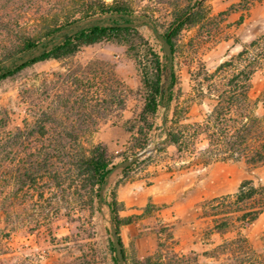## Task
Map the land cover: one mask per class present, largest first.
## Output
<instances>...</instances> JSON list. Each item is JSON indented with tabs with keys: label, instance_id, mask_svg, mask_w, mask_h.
Masks as SVG:
<instances>
[{
	"label": "rangeland",
	"instance_id": "374dc122",
	"mask_svg": "<svg viewBox=\"0 0 264 264\" xmlns=\"http://www.w3.org/2000/svg\"><path fill=\"white\" fill-rule=\"evenodd\" d=\"M129 1L138 12H153L159 34L163 33L170 20L168 5L162 0ZM204 1L209 17L183 33L175 63L174 100L152 118V130L138 119L143 90L134 54H144L137 39L133 52L122 41H102L83 48L71 59L38 63L0 83V128L14 131L33 120L38 106L50 102H41L46 83L66 85L69 74L83 71L91 61H100L125 85L126 106L124 110L113 107L88 139L103 144L114 164L151 150L128 171H113L102 204L96 201L93 210L78 202L85 197L79 198L73 188L63 191L65 186L47 191L44 199L34 201L35 206L29 205L24 195L21 202L12 198L8 217L0 214V264H116L110 246L113 224L104 203L111 200L112 193L121 204L120 236L128 263L154 254L163 258L194 254L198 264L227 263L225 258L205 254L234 233L213 231L211 220L202 217L201 206L235 194L246 180L264 185V164L250 166L243 159L222 155L209 158L202 135L178 148L167 142L168 129L203 123L210 115L215 102L202 93L204 70L213 73L243 46L264 35V0ZM53 4V0H25L15 14L21 28L28 32L36 29L38 21L54 11ZM138 30L162 57L158 34L145 24ZM167 75L165 70L164 81ZM250 97L255 114L264 117V67L253 76ZM242 233L256 250L264 251V212Z\"/></svg>",
	"mask_w": 264,
	"mask_h": 264
},
{
	"label": "trees",
	"instance_id": "16d2710c",
	"mask_svg": "<svg viewBox=\"0 0 264 264\" xmlns=\"http://www.w3.org/2000/svg\"><path fill=\"white\" fill-rule=\"evenodd\" d=\"M24 1L0 0V83L38 63L71 59L83 48L102 41H122L133 52L137 39L144 54H134L143 90L138 119L148 130L153 129L152 118L159 109L169 108L174 100L175 63L183 33L201 25L210 14L204 0H162L170 8V20L159 34L154 13L138 12L129 0H53L54 11L28 32L15 16ZM139 23L166 39L173 55L171 67L165 52L161 57L149 47L138 30ZM263 61L264 35L243 46L213 73L204 70L202 93L214 100L212 112L203 123L169 128L167 142L181 148L202 135L209 158L222 155L243 159L250 166L264 164V117L255 114L250 97L253 76L263 69ZM106 69L102 62L91 61L83 71L69 74L66 85L46 83L41 102H50L33 111L31 122L14 131L0 128V214L5 219L12 198L21 202L24 195L29 205L35 206L34 201L44 199L47 191L62 186L66 187L63 191L73 188L79 198L84 196L85 200L78 202L90 210L99 202L100 190L116 164L106 147L92 143L88 136L113 107L124 110L127 99L123 82ZM165 70L168 75L164 81ZM3 118L8 119L5 113ZM137 162L120 171H128ZM104 203L118 234L124 264H198L194 254H172L168 258L154 254L128 263L120 236L121 204L115 193ZM201 207L202 217L211 220L213 231L220 235L234 233L205 256L225 258L226 264H264V251L256 250L242 233L264 212V185L246 180L235 194L206 201ZM110 246L115 263L120 264L113 240Z\"/></svg>",
	"mask_w": 264,
	"mask_h": 264
},
{
	"label": "water",
	"instance_id": "95a60500",
	"mask_svg": "<svg viewBox=\"0 0 264 264\" xmlns=\"http://www.w3.org/2000/svg\"><path fill=\"white\" fill-rule=\"evenodd\" d=\"M73 26H76V24H73ZM120 26H130L131 27V26H133V24H122ZM83 27H84V25H82L80 28H83ZM158 38L162 42L163 50H164L165 54L168 56L169 66L171 67L173 64V55L171 52L170 45L168 44L166 39L163 38L162 36L158 35ZM150 151L151 150H144L143 152H141V153H139V154H137V155H135L129 159H126V160L120 162L119 164H116L114 166V170L123 169V168L128 167L129 165L137 162L141 157L148 154ZM105 186H106V184L100 190V198H99V204L100 205L102 204V201H103V192H104ZM111 234H112V239H113V243H114V247H115V251H116V256H117L120 264H124L122 248H121V245L119 243L118 234H117V231H116L114 226H112V228H111Z\"/></svg>",
	"mask_w": 264,
	"mask_h": 264
}]
</instances>
